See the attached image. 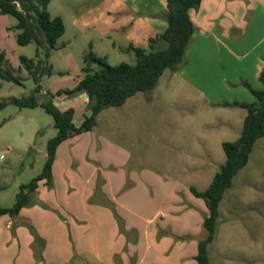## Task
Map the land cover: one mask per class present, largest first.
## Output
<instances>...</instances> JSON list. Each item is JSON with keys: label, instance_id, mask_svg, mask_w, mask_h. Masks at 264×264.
Masks as SVG:
<instances>
[{"label": "rangeland", "instance_id": "374dc122", "mask_svg": "<svg viewBox=\"0 0 264 264\" xmlns=\"http://www.w3.org/2000/svg\"><path fill=\"white\" fill-rule=\"evenodd\" d=\"M108 9L107 0H50L49 13L64 21L66 32L56 48L45 44L39 56L35 43L18 44L21 31L17 19L0 15V52L5 56V68L16 78H0V207H13L21 186L44 169L47 144L58 134L46 106L73 110L76 127L91 116L87 93H69L83 78L84 56L89 52L109 55L112 66L135 63L134 52L126 49L131 43L129 27L119 36L103 17ZM199 10L205 31L196 27L195 34L201 35L193 36L186 65L176 72L165 71L152 93H139L121 108L103 110L92 131L64 142L60 153L58 148L55 161L60 156L64 168V160L71 159L65 161L66 165L72 161L69 172L83 173L85 180L94 184L95 192L86 204L104 207L107 219L104 214H99L101 219L91 214L94 209L89 208L87 222H70L60 210L42 204L41 208L54 212L69 226L73 252L76 247L79 251L99 250L109 240L110 246L121 244L115 247L127 253L137 251V256L141 249V254L159 264H198L193 243L207 236L204 220L208 211L192 188L205 191L211 185L226 162L223 144L239 139L247 114L240 107L224 105L241 99L239 93L246 90L242 85L238 90L232 86L240 63L216 43L212 33L218 34L221 42L243 40L247 26L256 15L264 14V0H202ZM139 43V48L149 50V44ZM21 57L34 60L31 73L21 64ZM16 100L36 106L21 107ZM76 156L78 163L74 162ZM81 161L86 163L83 169ZM105 183V191L112 187L116 195L147 191V196L138 198L150 205L142 231L127 229L114 199L101 198ZM59 198L62 203L64 198L60 194ZM135 199L120 201L128 204ZM76 203L81 210L79 201ZM88 222L90 229H72L73 223L86 226ZM26 223L12 226L10 241L5 238V228H0V264H120L126 258L77 252L60 256L50 250L44 256L46 239V244H41L37 229ZM24 228L26 233L21 235L18 231ZM62 247L60 244L57 249ZM209 256L211 264H264V138L256 143L248 164L220 203ZM160 257L164 261H159Z\"/></svg>", "mask_w": 264, "mask_h": 264}, {"label": "trees", "instance_id": "16d2710c", "mask_svg": "<svg viewBox=\"0 0 264 264\" xmlns=\"http://www.w3.org/2000/svg\"><path fill=\"white\" fill-rule=\"evenodd\" d=\"M202 0H167V10L160 15L167 24V30L149 40V50L131 46L136 61L112 66L107 58L99 57L93 52L84 56L85 66L82 69L83 78L78 87L70 91H84L90 98L91 116H86L83 124L76 127L73 118L74 111H60L52 105L46 106L54 119L58 130L56 137L47 144V159L40 175L26 185H22L16 197V203L11 208L0 207V219L9 216L17 218L22 209L29 206L32 196L41 181H46L48 187L53 182V164L56 152L62 143L68 139L88 133L97 126V117L105 109L121 108L127 100L139 93L150 94L156 89L165 71L176 72L186 65V54L193 42L196 26L190 12L197 11ZM50 0H0V15H10L17 19V42L20 46L31 43L37 45L36 55L45 44L50 49L57 46L58 41L65 35L66 27L60 17L49 13ZM21 64L31 73L36 64L34 60L21 57ZM5 56L0 52V78L16 80L12 72L5 68ZM95 65L98 69H94ZM263 88L256 90L248 82H242L256 101L253 103L224 104L225 106L240 107L247 111L243 131L236 142L224 143L226 162L215 175L211 185L205 191L192 188L195 197L202 199L208 209L204 220L207 232L205 239L199 241L196 261L198 264H211L209 246L215 241L219 207L225 193L232 187L233 180L245 168L250 160L256 143L264 138V70L259 75ZM21 107H34L33 103L16 100Z\"/></svg>", "mask_w": 264, "mask_h": 264}, {"label": "crops", "instance_id": "0c3cea01", "mask_svg": "<svg viewBox=\"0 0 264 264\" xmlns=\"http://www.w3.org/2000/svg\"><path fill=\"white\" fill-rule=\"evenodd\" d=\"M107 3L110 5V9H108V15L103 16L105 17L106 23L112 27L113 30L119 34V36H121L122 33L124 34L127 30L126 27H129L128 34L131 43L126 49L131 46L138 47V44H140L139 42L149 44V40L151 38H155L156 36L163 34L168 28L167 22L160 17V15L167 10V0H107ZM201 12L202 11L199 9L197 11L192 10L190 15L195 26L205 31L203 29L204 22L202 20L203 14H201ZM126 13H128V17L122 16ZM115 15H120L121 17L119 16L116 18ZM212 34L216 43L220 44L228 54L240 63L239 67H241V69L236 71L235 81H233L232 86L238 90L243 86L242 82L245 81L251 84V86L256 90H261L263 86L259 81V75L264 70V14L256 15L254 21L247 26L243 40L239 41L236 39L235 41H229V39H227L226 42H221L218 34ZM199 35H201V33H197L194 36L197 39ZM104 57L107 58L109 62V55H105ZM244 89L246 92L249 91L246 87H244ZM246 92H240L239 95H241V99H235L232 103L255 102L256 99L251 92L249 91L248 95ZM76 138L77 137H72L71 139H68L67 142H72ZM67 142L65 141V143ZM62 146L59 148V153L61 152L60 150ZM68 159L66 158L63 162L64 168H62L60 164V156L55 161L53 165V182L51 187L47 186L45 180L39 182L38 189L32 196L31 202L33 204L32 206H34L33 208L25 207L22 209L20 215L15 219L9 216H4L0 219V228H5L4 233L6 240L10 241L11 239L12 226H23L25 225L24 223L29 222L37 229L39 236L42 239L41 244H46L45 239L47 241L48 248H46L44 256L49 253V250L52 251V253H58L60 256H65L66 254L74 256L76 252L78 255L82 253L83 256H85V254L91 256L99 253V256H110L111 258L113 256H126L124 259L120 258V264H130L131 258L132 264H159L156 260L150 259L149 256H146L145 253L141 254L140 248L137 256V251H134V253H127L123 252V248L120 250L115 247L120 246L121 244L114 243L110 246L111 241L109 240H106L99 250L94 247L92 249L85 248L83 251H79L78 247H76L77 250L73 252V249L70 246L71 233L69 232V226L65 224L60 217L55 215L54 212L41 208L42 204L47 206L49 205L54 209L60 210L63 214H65V218H68L70 222H73L74 220L87 222L90 219L91 214H94L101 219L99 214H104V207H90L86 204V200L92 195V192H95L96 187L94 188V184L85 180L83 173H70L68 166H70L72 161L66 165L65 161ZM70 160L71 159H69V161ZM74 162L78 163L77 156L74 158ZM80 165L83 169L85 168L86 163L81 161ZM107 185L108 184L104 185L103 189L100 191L101 198L105 200L108 198L111 200L114 199L113 201L120 207L123 217L126 218L127 229L142 231L144 224L147 222L146 216L150 211V205L140 203L138 198L147 196V191L143 189L141 192H136L135 194L123 193L122 195H116V192L112 187H110L109 191H105ZM59 194L64 198L62 203L60 201ZM125 197L136 199L134 201H130L128 204H124L120 200ZM77 201H79L81 210L77 206ZM89 208L94 209V212L90 214L88 212ZM104 220H107L105 218V214ZM90 225V222H88L86 226H76L73 223L72 229L78 232L83 228L90 229ZM25 229L26 228L19 229L18 232L22 235L23 231L26 233ZM76 236L78 238L79 235L76 234ZM26 237H28L30 243L33 242L28 235ZM202 239L205 238L201 237L197 240V242L193 243L197 246L196 253L194 254L195 259L198 254L199 241ZM60 244L63 247L57 249V246ZM137 246L130 245V247H133L134 249H136L135 247ZM163 258L164 257H160L158 260L162 262L164 261ZM61 260L64 261V259ZM68 260L69 259H67V262ZM176 264L181 263L176 262Z\"/></svg>", "mask_w": 264, "mask_h": 264}, {"label": "built area", "instance_id": "2783aa9c", "mask_svg": "<svg viewBox=\"0 0 264 264\" xmlns=\"http://www.w3.org/2000/svg\"><path fill=\"white\" fill-rule=\"evenodd\" d=\"M2 159H3V157H2Z\"/></svg>", "mask_w": 264, "mask_h": 264}]
</instances>
